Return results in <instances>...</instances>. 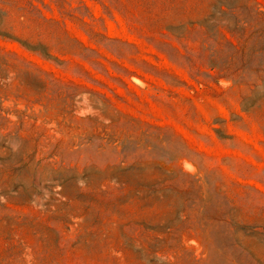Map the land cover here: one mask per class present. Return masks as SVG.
<instances>
[{
	"label": "rangeland",
	"instance_id": "obj_1",
	"mask_svg": "<svg viewBox=\"0 0 264 264\" xmlns=\"http://www.w3.org/2000/svg\"><path fill=\"white\" fill-rule=\"evenodd\" d=\"M0 264H264V0H0Z\"/></svg>",
	"mask_w": 264,
	"mask_h": 264
}]
</instances>
